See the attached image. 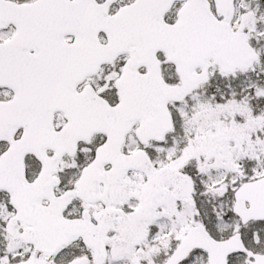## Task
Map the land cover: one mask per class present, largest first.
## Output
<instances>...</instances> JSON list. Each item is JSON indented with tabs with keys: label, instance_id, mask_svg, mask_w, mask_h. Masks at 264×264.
Wrapping results in <instances>:
<instances>
[{
	"label": "snow or ice",
	"instance_id": "1",
	"mask_svg": "<svg viewBox=\"0 0 264 264\" xmlns=\"http://www.w3.org/2000/svg\"><path fill=\"white\" fill-rule=\"evenodd\" d=\"M0 264H264V0H0Z\"/></svg>",
	"mask_w": 264,
	"mask_h": 264
}]
</instances>
